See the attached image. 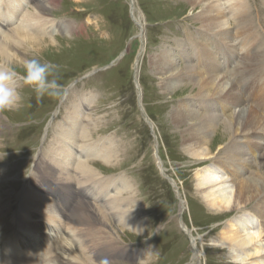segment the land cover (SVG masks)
I'll return each instance as SVG.
<instances>
[{
	"label": "rangeland",
	"instance_id": "obj_1",
	"mask_svg": "<svg viewBox=\"0 0 264 264\" xmlns=\"http://www.w3.org/2000/svg\"><path fill=\"white\" fill-rule=\"evenodd\" d=\"M249 5L259 9L256 19L264 25V0H249ZM192 8L188 0H59L55 10L46 14L47 18L69 21L74 30L46 37L49 47L42 53L23 57V65L25 60L35 58L41 63L50 62L56 66L58 83L63 85L61 96L45 95L37 99L36 93L25 86L22 79H17L20 106L13 111L0 112V185L8 194L3 208L12 207L0 220V264L5 250H11L21 230L19 214L24 209L22 201L27 193L34 191L30 186L31 180L35 179L38 171L44 174L37 165H54L51 158L60 155V146L56 144L60 134L58 125L66 118L68 109L82 101L86 105L82 107L84 112L80 125L91 129L98 124V129L90 133L87 142L82 139L76 141L74 150L81 151L79 147L82 149L84 145L93 143L98 144V151L103 146L117 148L115 154H118L109 164L95 161L91 165L102 179L111 177L119 187L121 180L127 181L128 192L122 199L128 202L124 203L123 209L136 216L133 224H137V228L131 231L118 223L105 228L114 238V245L126 250L123 253L116 251L107 260L108 264H227L226 249L215 245L223 242L225 234L232 230L230 220L239 217L246 222L251 217L252 230L260 228L264 234V167L259 166L261 150L253 148L258 153L255 154L248 149L254 162L247 167L237 166L243 172L241 179H248L255 188L251 204L244 210L215 208L204 193L213 184L202 186L201 176L204 171H213L216 164L196 158L186 133L191 126L180 122V113L187 108L196 111L198 117L205 116L207 112L202 104L203 96L192 98L196 97L194 84L179 83L174 76L189 63L184 49L193 53L197 45L199 24L195 17L201 9ZM140 25L145 28L144 34ZM256 25L252 30L260 29V39L264 44V29ZM192 56L197 63L195 53ZM162 57L169 60L167 66L162 63ZM234 69H228L230 71L225 74L233 75V80L237 81ZM23 70V66L15 68L18 76L23 74ZM252 71L256 74L253 79L235 84L240 95L246 85H252L258 76L261 77L264 68ZM170 75H173L171 80H176V85L167 91L165 84ZM245 105L262 113L255 105L249 106V102ZM262 105L259 102L258 107ZM217 106L214 105V112L220 113L222 121L227 120L229 111L220 110L226 105L218 103ZM214 134L210 137L212 155L220 160L226 156L225 150L219 154V143ZM242 149L244 151V147ZM74 150L71 149L73 153ZM220 163L224 168L229 167L228 163ZM53 174L51 178L46 177L54 182L53 185L59 182L60 177L70 178L68 174H56L55 170ZM112 194L107 200L113 197ZM89 195V202L97 206L98 203L92 201L97 194ZM76 204H73L71 212L70 209L67 211L79 214ZM96 208L100 210L99 205ZM246 211L249 215H244ZM99 217L100 221H83L72 226L69 220H64L58 228L62 231L60 238H65L66 248L71 250L72 238L76 237L73 228H104L105 224L101 222L106 221L105 217L98 216L97 219ZM38 219L53 227L46 219L43 221V217ZM119 222L127 224L122 219ZM65 223L72 228L67 229ZM21 232L27 233L23 236L32 235L30 230ZM196 248L202 255H195ZM124 255L126 259H122ZM84 257L87 261L86 254ZM263 260L264 255L254 256L248 262Z\"/></svg>",
	"mask_w": 264,
	"mask_h": 264
},
{
	"label": "bare ground",
	"instance_id": "obj_2",
	"mask_svg": "<svg viewBox=\"0 0 264 264\" xmlns=\"http://www.w3.org/2000/svg\"><path fill=\"white\" fill-rule=\"evenodd\" d=\"M188 1L194 9H201L199 15L195 17V22L199 24V31L196 32L199 37L195 36L197 45H195L194 51L198 55L193 52L198 62L194 61L193 53L190 50L184 49L186 52L185 58L189 63H186L185 68L174 76H176V80H179V83L181 81L183 84H186V82L194 84L192 87L196 91V97L192 98L199 99L203 96L202 104L207 112L205 116L198 117L196 111L187 108L186 111L180 113V122H186L189 124L188 126H191L186 133H188L189 137L187 138L191 142L190 149H194L196 158H203V160L213 161L216 164L213 171L208 170L207 173L204 171L201 176L204 181L202 186L213 184L204 191L206 199L215 208L244 210L251 204V198L254 197L252 190L255 188L249 183L248 179H241L243 172H240L237 166L247 167L252 165L254 157L248 152V146H252V148L261 150L259 166L264 167V110L259 114L258 111L256 112L247 107L235 84L245 83L253 79L256 74L252 70L264 68V44L260 39V29L257 27L262 26L264 29V25L260 22V19L257 22L256 17L259 9L252 8L249 5V0ZM58 3L59 0H0V68L10 67L15 69L23 66L24 56L30 53H42L44 48L49 47L45 40L46 37L50 36L51 38L55 33H71L74 30V26L69 21L46 17V14L48 15L52 10H55ZM255 25L257 31L252 30ZM140 28L144 34V26L140 25ZM206 36L213 37L215 41L212 40V43L207 45L205 41L203 42ZM236 43L240 44V49H238ZM222 44L230 52L231 60H236L232 68H235V73H233L234 75L237 74V81L233 80V75L225 74L221 68L224 55L218 54V50H220ZM234 52L236 55H234ZM181 59L184 61L183 56H181ZM162 60L164 61L162 63H166L167 66L169 60H166L165 57H162ZM170 67L171 65H169V69ZM171 77L174 79L173 75H170V80L165 84L167 91L176 85L174 82L176 80H171ZM218 103L225 104L226 108H223L229 111V116L225 121H222L223 118L219 112L216 113L213 110L214 105L217 106ZM85 105L86 102L84 101L77 102L73 104L72 108L68 109L66 118L58 125L60 134L56 144L60 146L58 148L60 155L56 154L55 157L51 158L54 164L52 166L45 163L37 165V168L42 169L44 174L37 172V176L31 180L32 185H30L34 188V191L28 192L22 201L25 210L23 209L19 214L22 224L21 230H30L40 234V244L31 246L32 242L35 243L33 237L28 238L25 236V242L19 241V245L23 249L22 252H17L18 250L21 251L19 245L11 250L9 248L4 249L6 252H4L1 264H96V261L101 264V261L110 259L113 254L117 253L116 251L126 252L124 248L120 249L121 247L114 245L113 237L108 235L109 232L106 229L113 227L116 223L122 225L123 228L130 229V231L137 228V224H133L136 218L135 214H128L123 209L125 207L124 203L128 202V200L122 199L123 194L128 192L127 181L121 180L122 185L119 184V187L116 184L117 181L111 177H104L107 180L102 179L101 174L92 166L95 161L109 164L111 159L118 154H115L117 148L103 146L102 149L99 146L100 151H98L96 149L98 144L93 143L84 145L85 148L82 149L79 147L81 151H77L76 148L74 150L76 141L82 139L83 142H87L88 138L91 137L90 133L98 127L97 124L89 130L87 127L80 125V117L84 112L82 107ZM0 127H2L1 123ZM212 133L216 134V142L219 143L217 146L219 147V154L221 155L225 150L224 156H226L221 157L220 160L218 157H214V154L212 155L210 146ZM242 147H244V151ZM71 149L74 150V153ZM220 162L228 163L229 167L224 168ZM54 170L60 176L62 174L69 175V179L66 176L67 179L60 177L61 180L55 182V185L60 186L61 190L66 191L67 195L74 199V203L78 204L76 205L80 211L79 214H71L67 209L64 210L55 200L48 198L36 187L40 175L51 178L54 176ZM75 184L79 188H75ZM2 186L0 185V220L7 213L6 211L12 208L8 206H5L8 209L3 208L8 201V194L4 192ZM90 193L97 194L92 201L98 203L100 210L96 208L98 205L95 206L96 204L89 202L91 199ZM110 193L114 195L112 194L113 197L107 200ZM181 208L184 209L183 205ZM100 212L103 215H100ZM248 213L246 211L244 215ZM98 216L105 217L106 221L101 222L105 224L104 228L89 227L88 229H81L80 226L79 228H73L75 230L72 231H74L76 237L72 238L71 250L66 248L65 238H60L62 231L59 228L62 222L69 220L70 226L83 221L93 223L100 221V217L97 219ZM38 217H43V221L46 219V221L52 223L53 227L49 225V230L50 234L54 236L53 238L49 237V233L43 232L47 226ZM120 219L127 222V224H120ZM250 220L251 217L246 222H242L239 217L230 220L232 230L226 231L227 234H225L226 237L223 240V243L230 244L247 233L249 245L244 251L248 254V260L254 256L264 255V234H262L260 228L253 231V221ZM69 224H64L67 229L72 228ZM21 230L16 235L18 239L27 234L22 233ZM192 243L194 246V239ZM195 252L197 257L201 254L197 248ZM85 254L87 255V261H85ZM248 264H264V260L248 262Z\"/></svg>",
	"mask_w": 264,
	"mask_h": 264
},
{
	"label": "clouds",
	"instance_id": "obj_3",
	"mask_svg": "<svg viewBox=\"0 0 264 264\" xmlns=\"http://www.w3.org/2000/svg\"><path fill=\"white\" fill-rule=\"evenodd\" d=\"M23 69V74L18 76L13 68H0V112L13 111L20 106L21 96L15 83L17 79H22L23 84L36 93L37 99L45 95L53 98L61 96L63 85L58 83L54 64L41 63L33 58L25 60ZM248 245L249 237L245 233L230 244L217 242L215 246L226 249L227 264H248V254L244 251ZM101 264L108 262L103 260Z\"/></svg>",
	"mask_w": 264,
	"mask_h": 264
}]
</instances>
